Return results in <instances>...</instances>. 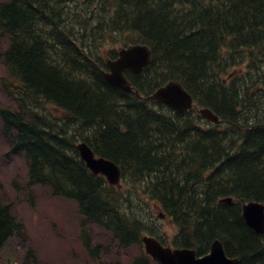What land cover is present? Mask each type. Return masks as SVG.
<instances>
[{
    "label": "trees",
    "instance_id": "trees-1",
    "mask_svg": "<svg viewBox=\"0 0 264 264\" xmlns=\"http://www.w3.org/2000/svg\"><path fill=\"white\" fill-rule=\"evenodd\" d=\"M0 34L1 84L16 103L0 109L3 135L29 182L75 201L80 226L93 222L116 247H137L131 264H156L144 233L197 254L218 238L237 264H264V234L247 226L240 205L264 203V0H8ZM135 42L152 57L126 73V91L98 66L116 55L111 46ZM169 80L220 122L150 98ZM79 140L121 167V188L88 170ZM222 196L235 202L218 203ZM150 207L171 219L170 239L152 226ZM21 227L0 202V250ZM92 250L97 257L99 246Z\"/></svg>",
    "mask_w": 264,
    "mask_h": 264
},
{
    "label": "rangeland",
    "instance_id": "rangeland-1",
    "mask_svg": "<svg viewBox=\"0 0 264 264\" xmlns=\"http://www.w3.org/2000/svg\"><path fill=\"white\" fill-rule=\"evenodd\" d=\"M7 1V0H0ZM6 45L0 36V47ZM120 44L111 46L118 48ZM110 48V46H109ZM0 64V79L5 77ZM13 99L0 84V107H10ZM45 108L53 115L60 113L52 107ZM9 143L2 134L0 120V202L8 204L13 216L22 227L14 238L0 251V264H131L138 254L137 247H116L110 235L98 224L85 221L81 228L77 208L67 198L54 195L41 185H28L27 165L22 156L8 153ZM121 188V186L119 187ZM159 208L150 207L147 216L163 234L173 233L170 221L159 218ZM88 248L99 246V255L93 258Z\"/></svg>",
    "mask_w": 264,
    "mask_h": 264
},
{
    "label": "water",
    "instance_id": "water-1",
    "mask_svg": "<svg viewBox=\"0 0 264 264\" xmlns=\"http://www.w3.org/2000/svg\"><path fill=\"white\" fill-rule=\"evenodd\" d=\"M151 49L147 44L137 43L122 47L118 51V57L106 61L109 71L100 69V73L110 84L131 89V84L124 75L126 69L139 72L149 64ZM151 97L171 105L174 109L183 112L194 106L190 93L176 80H170L157 88ZM203 117L217 122L218 118L208 108L198 109ZM81 159L94 174L105 175L110 184H118L120 168L110 159L102 156L95 157L91 148L81 142L77 145ZM220 201H230L229 198ZM242 215L247 225L257 233L264 232V206L257 201L243 202ZM146 251L161 264H236L237 260L228 258L223 250L221 242L214 241L209 254L196 258L192 249H171L164 247L153 237L142 238Z\"/></svg>",
    "mask_w": 264,
    "mask_h": 264
},
{
    "label": "bare ground",
    "instance_id": "bare-ground-1",
    "mask_svg": "<svg viewBox=\"0 0 264 264\" xmlns=\"http://www.w3.org/2000/svg\"><path fill=\"white\" fill-rule=\"evenodd\" d=\"M207 3H209V2H207ZM144 7V6H143ZM191 13V12H190ZM206 14H208V13H206ZM176 18V17H175ZM141 21V20H140ZM51 24V23H50ZM71 25V24H70ZM209 28V27H208ZM54 37V36H53ZM48 45H49V43H48ZM52 46V45H51ZM252 46V45H251ZM220 47H222V46H220ZM252 48V47H251ZM252 50H254V49H252ZM259 55V54H258ZM63 58V57H62ZM230 58V57H229ZM74 59V58H73ZM95 59V58H94ZM264 62V61H263ZM60 63V62H59ZM259 63V62H258ZM260 63H261V61H260ZM237 67V66H236ZM227 72V71H226ZM228 73H230V72H228ZM227 73V74H228ZM261 74V73H260ZM226 76V75H225ZM227 77V76H226ZM218 78V77H217ZM149 83V82H148ZM90 84V83H89ZM217 85V84H216ZM210 104V103H209ZM254 116V115H253ZM264 117V116H263ZM245 118V117H244ZM237 119V118H236ZM239 122H242V121H239ZM251 122V121H250ZM199 125V124H198ZM204 128V127H203ZM234 128V127H233ZM200 129H201V127H200ZM231 129V128H230ZM236 129V128H235ZM203 131V130H202ZM205 133V132H204ZM230 135H232V134H230ZM232 136H234V135H232ZM237 137V136H236ZM239 137V136H238ZM197 139V138H196ZM80 141V140H79ZM78 141V142H79ZM224 141H226V140H224ZM240 142V141H239ZM215 145V144H214ZM180 147V146H179ZM178 153V152H177ZM225 153V152H224ZM251 153V152H250ZM173 154V153H172ZM236 154V153H235ZM190 156V155H189ZM221 156H222V154H221ZM229 156V155H228ZM102 157H104V158H106V159H110V158H107V157H105V156H102ZM223 158V157H222ZM231 158V157H230ZM219 159V158H218ZM227 160V159H226ZM206 162H207V160H205ZM212 160H210V162H211ZM209 162V163H210ZM238 162V161H237ZM201 163V162H200ZM215 163V162H214ZM217 163H218V161H217ZM229 163V162H228ZM239 163V162H238ZM237 163V164H238ZM243 163V162H242ZM220 165V164H219ZM222 166V165H221ZM216 169V168H215ZM211 170H212V168H211ZM208 172V171H207ZM210 174V173H209ZM217 175V174H216ZM157 182V181H156ZM183 182H184V180H183ZM191 182V181H190ZM190 182H189V184H190ZM192 182H194V181H192ZM182 183V182H181ZM154 184V183H153ZM183 184V183H182ZM205 184V183H204ZM184 185V184H183ZM192 186V185H191ZM210 186V185H209ZM193 187V186H192ZM199 188V187H198ZM259 201V200H258ZM226 204V203H225ZM232 204V203H231ZM128 206V205H127ZM239 260V259H238Z\"/></svg>",
    "mask_w": 264,
    "mask_h": 264
}]
</instances>
